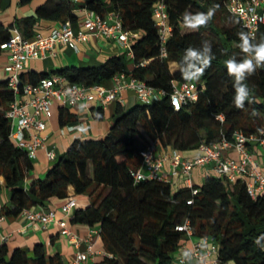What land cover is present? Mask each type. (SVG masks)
<instances>
[{"label":"trees","instance_id":"16d2710c","mask_svg":"<svg viewBox=\"0 0 264 264\" xmlns=\"http://www.w3.org/2000/svg\"><path fill=\"white\" fill-rule=\"evenodd\" d=\"M23 3L25 0H22ZM165 5L171 28L165 43L166 57H160V41L153 9ZM122 27L131 32L132 70L123 56L109 57L97 67H70L56 70L68 82L77 85H103L125 73L165 96L151 104L138 103L128 109L116 105L112 123L102 139H76L66 153L54 160L43 180H29L33 161L14 146L9 138L6 118L14 93L7 80L0 81V178L9 193L8 205L0 217H18L24 209H52V201L64 204L71 186L76 197L85 196L88 204L77 207L69 218L73 226L98 227L105 255L93 264H172L184 233L175 228L189 219L194 236L207 238L217 246V257L225 264H264V193L252 199L246 182L226 183L222 178L206 176L201 185L174 188L168 182H136L131 172L140 168L139 152L157 142L162 150L180 153L213 144L222 136L232 140L235 132L245 136L264 130V67L237 82L228 74L226 60L245 58L240 48L239 21L224 8L221 0H109ZM213 15L206 26L193 29L184 22V14ZM84 11L104 17L106 0H46L34 15L0 24V45L6 42L12 27L32 38L40 21L64 23L74 27L84 19ZM253 44L264 43V25ZM195 49L209 60L199 77L187 78L203 64L188 57ZM1 53V49H0ZM144 65H140L141 62ZM178 70L170 72L169 64ZM50 74L22 73L25 83L35 84ZM198 80L201 92L196 102L174 111L169 95L175 84ZM247 85L248 98L242 107L235 103L236 88ZM93 118L101 119L102 108H93ZM221 115L223 121L216 119ZM59 125L76 121L67 108H59ZM29 186L25 188V183ZM1 189V184H0ZM191 201V204H187ZM60 205V206H61ZM0 264H55L46 258L43 245L30 250L15 248L9 253L0 245Z\"/></svg>","mask_w":264,"mask_h":264},{"label":"built area","instance_id":"2783aa9c","mask_svg":"<svg viewBox=\"0 0 264 264\" xmlns=\"http://www.w3.org/2000/svg\"><path fill=\"white\" fill-rule=\"evenodd\" d=\"M68 1L76 3L79 0ZM221 1L225 10L239 21L248 38L255 39L260 26L264 25V0ZM153 15L160 41V57L165 58L167 55L165 43L171 28L167 23L168 17L162 2L155 5ZM9 33V39L0 45L1 51L8 56L6 80L8 88L15 97L6 113V118L10 122L9 138L31 161L36 159L38 149H45L49 161L56 159L53 149L46 148V138L43 136L54 105L69 108L82 103L84 106L95 104L101 108L112 102H121L123 90L133 92L142 104H151L165 96L163 91H156L125 73L114 76L111 80L112 86L109 88L102 85H77L58 74L42 78L35 84L21 80L20 75L31 60L44 59L57 44L76 50L78 44L87 41L90 36L118 43L125 56L132 59L131 42L134 35L122 27L116 13L102 18L93 12L84 11V19L79 23L77 30L70 22H64L52 28L48 35L37 33L30 39L25 38L15 27L10 28ZM144 64V61L140 63V65ZM200 92L201 86L197 80H186L175 84L169 95L172 109L179 111L184 105L196 102ZM216 119L223 121L221 115L216 116ZM75 128L78 126L69 127V130ZM252 146L264 147V130L250 136L235 132L232 140L222 136L213 144L203 143L198 148L201 154L192 160L184 158L174 149H160L157 152L159 145L154 142L139 152L141 166L131 174L136 182L148 180L164 183H168L172 176L182 175L186 178L192 195H196L197 189L190 184L192 171L195 168L211 166L213 174L226 183L244 180L247 194L255 199L264 193V169H261L258 160L250 151ZM229 148H234L238 154L237 158L224 155ZM166 165L169 169L165 173ZM187 204H191V201ZM77 207L79 206L76 200L69 197L58 210L24 209L21 215L25 223L21 232L36 227L47 228L57 225L60 235L65 237L74 248V253L67 264H93V257L96 254L94 238L99 237V228H89L86 237L80 238L65 224V219L70 218ZM2 220L3 217H0V222ZM175 229L185 234L186 239L183 241L189 242V245L180 246L172 264H225L217 257L216 244L207 238L194 236V228L189 219H185ZM81 244L85 245L84 250H80Z\"/></svg>","mask_w":264,"mask_h":264},{"label":"crops","instance_id":"0c3cea01","mask_svg":"<svg viewBox=\"0 0 264 264\" xmlns=\"http://www.w3.org/2000/svg\"><path fill=\"white\" fill-rule=\"evenodd\" d=\"M46 0H0V24L9 27L14 24L15 19H21L34 15L35 9L38 5L44 3ZM107 14L111 16L115 12L106 0ZM59 23L40 21L35 27L36 34L46 36L51 29ZM75 30L79 28V24L73 27ZM123 56L128 62V71L132 70L133 64L131 59L125 56L121 46L118 43L90 36L87 41L79 43L77 49H71L62 44L54 46L51 53H48L44 59L31 60L25 70L24 74L33 72L36 74H55L56 70L70 68V67H97L102 65L109 57ZM8 65V56L4 51L0 53V81L7 79L6 67ZM169 69L171 73L178 70L176 63H170ZM104 87H111L112 81L103 83ZM121 102H112L101 107L103 116L101 119L93 118L94 108H100L95 104H88L84 106L82 103L74 107L67 108L68 111L76 116L75 122L59 125V108L54 105L52 107V116L47 122V127L43 132L46 138L45 145L48 149H53L56 159L66 153L70 145L76 140L86 139H102L105 137L113 120L114 110L117 104H120L124 109H128L135 104L140 103L135 94L129 90H123L121 93ZM78 126L73 130L69 127ZM158 147L157 152L160 151ZM252 154L258 160L261 169H264V147L252 146L250 148ZM201 152L198 149L181 153V155L189 160L198 157ZM225 156L237 158L238 154L234 148H229L224 152ZM54 161H49L45 154V149H38L36 152V159L33 161V169L30 173L29 180L41 179L46 175ZM165 173L168 171V165L165 166ZM206 176H215L211 170V166H204L195 168L191 173L190 184L201 185ZM169 182L176 188L188 187L186 178L182 175H175L170 177ZM0 210L2 207L8 205L9 193L4 187V180L0 178ZM25 188L29 183H25ZM69 197L76 200L79 207L88 204L85 196L76 197L71 186L67 189ZM54 210H58L61 205L60 201L54 200L51 203ZM40 208V207H39ZM59 216V213H57ZM24 218L20 214L18 217H3L0 222V245L5 244L9 253L15 248L30 250L36 244H41L44 247L46 258L52 260L55 264H67L71 259L74 248L68 240L61 236L57 225L49 226L47 228L36 227L21 232L24 225ZM66 226L80 238H85L89 232L88 227L73 226L69 223V218L65 219ZM181 245H189V242L182 241ZM180 246L178 249H180ZM85 245L81 244L80 250H84ZM94 250L96 254L93 257V263L99 261L105 252L103 250L100 237L94 238Z\"/></svg>","mask_w":264,"mask_h":264},{"label":"clouds","instance_id":"9594fccd","mask_svg":"<svg viewBox=\"0 0 264 264\" xmlns=\"http://www.w3.org/2000/svg\"><path fill=\"white\" fill-rule=\"evenodd\" d=\"M213 15V9L205 13H196L194 15L184 14L185 24L193 29L200 26H206L207 22ZM240 48L246 54L243 60L237 61L234 58L226 60L225 64L228 74L233 76L237 82L244 80L247 76L254 75L256 69L264 67V43L253 44L246 34L240 33ZM189 58L199 61L203 64L202 68H197L194 73L189 76L186 72L185 77H199L203 74L205 68L210 66L209 60L202 57L201 53L195 49H189L187 52ZM248 98L247 85H240L236 88L235 103L237 107H242L244 101Z\"/></svg>","mask_w":264,"mask_h":264},{"label":"rangeland","instance_id":"374dc122","mask_svg":"<svg viewBox=\"0 0 264 264\" xmlns=\"http://www.w3.org/2000/svg\"><path fill=\"white\" fill-rule=\"evenodd\" d=\"M198 81V80H197ZM45 178V175L42 176V178L40 180H43Z\"/></svg>","mask_w":264,"mask_h":264}]
</instances>
